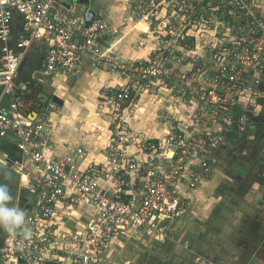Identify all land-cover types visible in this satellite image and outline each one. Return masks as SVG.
I'll list each match as a JSON object with an SVG mask.
<instances>
[{"label":"built area","instance_id":"obj_1","mask_svg":"<svg viewBox=\"0 0 264 264\" xmlns=\"http://www.w3.org/2000/svg\"><path fill=\"white\" fill-rule=\"evenodd\" d=\"M57 6L81 7L82 15L64 20ZM259 9L255 0H139L137 14L164 34L149 58L121 64L99 55L110 28L90 1L0 0L1 85L13 96L9 109L0 105V139L18 140L30 166L28 171L22 164L14 167L26 176L32 173L40 192L38 209L26 216L24 225L31 237L25 239L21 230L15 236L7 233L0 264L51 259L106 264L119 237L143 232L157 241L168 238L171 223L192 206L181 191L196 189L210 175L209 155L226 145L223 136L209 133L211 128L239 135L254 130L242 102L255 103L264 84V15ZM16 16L22 17L25 32L13 49L9 41ZM204 37L199 53L196 41ZM33 41L47 47L46 74L75 73L86 57L97 56L98 65L128 79L104 98L118 123L101 163L90 161L92 154L84 148L56 156L52 126L44 117L30 116L34 95L16 91L15 79ZM164 83L189 110L192 131L175 127L162 139L136 137L122 114L138 95ZM132 144L137 146L134 153ZM78 206L95 208L93 218L84 229L60 230Z\"/></svg>","mask_w":264,"mask_h":264},{"label":"crops","instance_id":"obj_2","mask_svg":"<svg viewBox=\"0 0 264 264\" xmlns=\"http://www.w3.org/2000/svg\"><path fill=\"white\" fill-rule=\"evenodd\" d=\"M138 1H90L93 10L102 15L110 28L101 42L99 55L126 64L149 58L158 47L164 33L151 28L149 20L137 14ZM255 2L264 15V0ZM82 10L57 6L58 13L67 21L79 18ZM164 15L165 12L157 18ZM11 30L9 46L16 49L25 32L21 16L12 21ZM196 44L200 53L201 38ZM3 47L0 40V73L4 68ZM46 48L42 41H33L27 47L15 89L34 95L36 105L29 111L30 116L44 117L52 126L51 151L56 156L84 148L92 154L90 161L101 163L102 151L118 123L104 98L107 92L121 89L128 79L98 65L97 56L86 57L75 73L46 74ZM43 94L50 97L46 105ZM54 97L63 104L55 103ZM12 101L13 96L4 92L0 77V105L9 109ZM242 109L254 121V130L249 135H239L211 128L209 133L223 136L226 145L209 155L210 175L196 189L181 191L192 200V206L171 223L169 237L157 241L143 232L119 237L107 255L106 264H227L226 259H231L233 264H264V84L255 103L243 100ZM188 111L164 83L138 95L133 107L122 114V122L136 137L162 139L175 127L192 131ZM136 151L137 146L132 144L131 152ZM16 164H22L28 171L30 161L20 151L17 139L1 138L0 184L8 186L13 204L29 215L38 209L40 192L32 173L28 172L27 176L20 173L14 167ZM94 214L95 208L78 206L60 230L84 229ZM6 235L0 229V248ZM43 264L61 263L51 259Z\"/></svg>","mask_w":264,"mask_h":264},{"label":"clouds","instance_id":"obj_3","mask_svg":"<svg viewBox=\"0 0 264 264\" xmlns=\"http://www.w3.org/2000/svg\"><path fill=\"white\" fill-rule=\"evenodd\" d=\"M12 201L8 186L0 184V229L12 236L21 230L23 237L29 239L32 235L31 230L24 227L27 213Z\"/></svg>","mask_w":264,"mask_h":264},{"label":"water","instance_id":"obj_4","mask_svg":"<svg viewBox=\"0 0 264 264\" xmlns=\"http://www.w3.org/2000/svg\"><path fill=\"white\" fill-rule=\"evenodd\" d=\"M89 1H91V0H87V2H89ZM42 96H43V98L45 99V100L43 101V103L46 105L47 102L50 100V97H49L48 95H46V94H43ZM52 100H53L55 103H57V104H63V102L60 101V99H59L58 97H54ZM45 109H46V107H44V110H45Z\"/></svg>","mask_w":264,"mask_h":264},{"label":"rangeland","instance_id":"obj_5","mask_svg":"<svg viewBox=\"0 0 264 264\" xmlns=\"http://www.w3.org/2000/svg\"><path fill=\"white\" fill-rule=\"evenodd\" d=\"M205 38H206V37L201 38V40L204 42ZM148 119H149V118H148ZM148 119L145 118L146 121H147ZM143 124H147V122L143 121ZM226 263H227V264H233V261H231V259H230V260H229V259H226Z\"/></svg>","mask_w":264,"mask_h":264}]
</instances>
